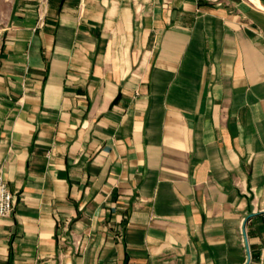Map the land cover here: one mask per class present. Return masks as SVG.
I'll use <instances>...</instances> for the list:
<instances>
[{"label": "crops", "instance_id": "1", "mask_svg": "<svg viewBox=\"0 0 264 264\" xmlns=\"http://www.w3.org/2000/svg\"><path fill=\"white\" fill-rule=\"evenodd\" d=\"M0 166V264H264V0H0Z\"/></svg>", "mask_w": 264, "mask_h": 264}, {"label": "built area", "instance_id": "2", "mask_svg": "<svg viewBox=\"0 0 264 264\" xmlns=\"http://www.w3.org/2000/svg\"><path fill=\"white\" fill-rule=\"evenodd\" d=\"M14 204V193L11 192L9 186H7L4 172L0 166V219L12 212Z\"/></svg>", "mask_w": 264, "mask_h": 264}, {"label": "water", "instance_id": "3", "mask_svg": "<svg viewBox=\"0 0 264 264\" xmlns=\"http://www.w3.org/2000/svg\"><path fill=\"white\" fill-rule=\"evenodd\" d=\"M242 234L244 235V231H242ZM249 259H250V251L248 252V257H247V260H246L245 264L248 263Z\"/></svg>", "mask_w": 264, "mask_h": 264}]
</instances>
